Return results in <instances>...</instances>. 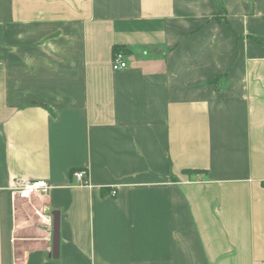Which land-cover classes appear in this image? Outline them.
<instances>
[{"label":"crops","instance_id":"0c3cea01","mask_svg":"<svg viewBox=\"0 0 264 264\" xmlns=\"http://www.w3.org/2000/svg\"><path fill=\"white\" fill-rule=\"evenodd\" d=\"M0 264H264V0H0Z\"/></svg>","mask_w":264,"mask_h":264},{"label":"built area","instance_id":"2783aa9c","mask_svg":"<svg viewBox=\"0 0 264 264\" xmlns=\"http://www.w3.org/2000/svg\"><path fill=\"white\" fill-rule=\"evenodd\" d=\"M112 59V68L114 70L119 71L120 69L128 67V62L123 52L120 51L115 53ZM72 175L76 185L90 186V178L86 168H80V170L74 171ZM49 188L50 185L46 179L23 178L22 181H19V183L13 187L12 191L14 196H19L22 199H30L38 193H47Z\"/></svg>","mask_w":264,"mask_h":264},{"label":"water","instance_id":"95a60500","mask_svg":"<svg viewBox=\"0 0 264 264\" xmlns=\"http://www.w3.org/2000/svg\"><path fill=\"white\" fill-rule=\"evenodd\" d=\"M58 220L56 219L55 220V225H54V231H53V233H54V245H53V247H54V253H56L57 254V251H58V242H59V233H58Z\"/></svg>","mask_w":264,"mask_h":264},{"label":"trees","instance_id":"16d2710c","mask_svg":"<svg viewBox=\"0 0 264 264\" xmlns=\"http://www.w3.org/2000/svg\"><path fill=\"white\" fill-rule=\"evenodd\" d=\"M123 52L124 54L126 53V49H125V47L123 46V45H119V46H115L114 48H113V54H115V53H118V52ZM198 169L197 168H195V170H193V172H195V171H197ZM190 171V170H189ZM190 172H192V171H190Z\"/></svg>","mask_w":264,"mask_h":264}]
</instances>
